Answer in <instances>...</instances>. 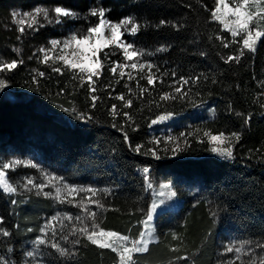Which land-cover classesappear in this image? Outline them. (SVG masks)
Listing matches in <instances>:
<instances>
[{
  "label": "trees",
  "instance_id": "1",
  "mask_svg": "<svg viewBox=\"0 0 264 264\" xmlns=\"http://www.w3.org/2000/svg\"><path fill=\"white\" fill-rule=\"evenodd\" d=\"M54 6H64L82 16L88 15L93 6H102L106 18L113 22L134 18L141 29L135 37L125 33L123 40L134 41L145 52H155L160 46L168 48L166 52L143 57L155 61L157 67L152 72L159 79L149 86L146 78H142L146 77L147 68L143 72L139 68H125V76L120 79L119 70L113 76L105 62L103 74L95 85L98 89L95 94L100 99L97 108L92 109L87 83L81 87L79 80H73V72L64 69L62 61L52 57L47 64L41 63L43 57L38 51L33 59L28 57L35 48L46 46L48 40L63 38L71 25L77 24L84 31L97 23L98 17L65 19L62 24L44 22V27L26 31L23 36L12 23L14 11ZM214 7L215 0H0V60H24L11 72L0 73V78L8 82V87L0 91V161L20 159L38 165L33 169L22 163L6 170L13 183H23L27 177L39 183L46 179L39 171L43 169L44 173L63 177L65 182L78 187L108 189V193L98 192L94 197L105 205L96 209L100 227L131 239L140 237L145 212L152 202L151 192L144 183L143 167L150 168L152 183L170 181L182 205L176 211L166 210L156 216L157 240L149 244L147 252L133 254L136 264H226L235 256V252L225 251L229 244L239 246L252 241L248 246L251 249L257 243H264V38L258 42L255 53L244 50L239 63H225L222 57L238 54L240 44L230 43L229 48H224L216 39L222 36L231 41L232 37L212 19ZM161 20L170 23L157 27ZM104 52L113 53L111 60L125 62L122 52L114 45L99 53L101 60ZM53 67H61L65 74L53 72ZM173 70L177 79L181 75L200 76L189 93L195 106L187 98L159 100L160 94L172 91L169 85ZM39 71L45 72V76H36ZM129 73L135 79L129 80ZM34 76L40 80L38 86L31 83ZM213 79L216 83H212ZM137 81L146 91H141ZM126 83L128 88L124 87ZM120 94L124 95V101L115 98ZM128 99L133 104L124 108ZM113 104L121 113L115 120L118 125L127 119L122 113L127 112L131 117L125 124L129 143L145 145L142 152L154 148L161 159L137 154L129 148L123 133L112 127L109 110ZM200 105L213 107L215 116L191 119L188 124L175 126L171 135L155 131L151 125V120L165 114V110L179 114L196 110ZM73 107L92 114L93 121L81 126V120L64 111ZM236 112L242 115L237 116ZM249 114L251 119L245 123ZM204 131L212 134L222 131L225 135L239 132L241 140L233 141L235 159L211 152L213 145L207 143ZM189 132L192 133L188 136L190 148L176 155L162 151L168 136ZM153 140L160 143H150ZM172 146L168 144L169 148ZM180 146L184 147L183 141ZM44 191L55 195L50 186ZM84 195L81 193L77 200ZM13 199L18 202L13 204ZM66 212L76 214L79 209L43 194L38 196L35 190L16 196L0 190V217L4 218L0 227L11 232L9 237L0 235V256L23 264L26 251L33 249V241L40 235V227L54 215ZM212 212L217 215L213 217ZM63 223V231L67 232L68 222ZM28 228L33 230L29 232ZM53 228L59 232L60 222ZM40 247L47 264H118L119 259L111 249H101L83 238L73 249L76 255L72 259L59 256L51 248ZM256 251L264 254V248ZM185 256L187 260L181 259ZM260 258L258 255L257 264ZM241 259L247 262L249 256L242 254ZM235 264H241L240 260Z\"/></svg>",
  "mask_w": 264,
  "mask_h": 264
},
{
  "label": "snow or ice",
  "instance_id": "2",
  "mask_svg": "<svg viewBox=\"0 0 264 264\" xmlns=\"http://www.w3.org/2000/svg\"><path fill=\"white\" fill-rule=\"evenodd\" d=\"M21 15L23 18L17 19V17H20ZM88 16L98 17V22L90 24L84 31L71 33L63 41L59 39H51L49 41L51 48L40 47L37 51L43 54L41 63L47 64L48 61L52 59L49 53L57 47H60V53L55 59L57 61H62L64 69L73 72V80H79L81 87L87 83V91L89 99L91 100L90 107L92 109L97 108V101L100 99V97L95 94L98 91L95 85L99 82L100 76L103 74L105 62L109 65L107 71L113 76H116L119 70L120 79H123L125 76V68H139L141 72L147 68L148 73L146 74V77L142 78H146L149 86L153 85L154 81L159 79L156 73L152 72V69L157 67L155 61L144 60L143 57L145 55L154 56L156 53L166 52L168 48L160 46L156 48L155 52H145L144 49L136 47L134 41L123 40L122 36H124L125 33L135 37L141 29V24L132 17L123 18L118 22H113L106 18V10L102 6H93L89 9V13L86 16H82L74 10L67 9L64 6H54L51 8L36 7L34 11H25L22 14L15 11L11 13L12 23L20 26L18 30L21 36L26 32V24L28 29L38 30L39 27L45 26L41 20L47 22V24H62L65 19H88ZM211 17L213 20L219 22V24L223 26L222 30L230 33L232 37L231 41H227L226 38L222 36L216 37L217 40L221 41L224 48H229L230 43L240 44L238 54L228 55L226 59L222 57L225 63H230L232 61L239 63L240 58L244 56V50L251 53L257 51V43L264 38V23H262L264 22V0H231V3L229 0H215V7L211 10ZM168 23L170 22L161 20L157 27ZM172 26L179 30V27L176 24H173ZM121 29L124 31L122 32ZM106 31L108 32L107 36L105 35ZM237 37H240L241 39L238 41ZM110 45H114L116 49H119L122 52L123 60L125 62L111 60L110 57L113 53L109 52H104L103 60H101L98 54L103 52L104 48ZM16 51L18 53V50ZM35 56L36 53L34 52L32 56L28 57V59L31 60ZM23 63V59L19 61L12 59L10 62L0 63V73H4L5 70L11 72L18 67V64ZM52 71L61 75L65 74L61 67H53ZM157 71H159L158 68ZM164 75L167 76L168 73L165 72ZM36 76L44 77L45 72L39 71L36 73ZM36 76L33 77L31 83L38 86L40 80L37 79ZM171 76L172 83L169 87L172 91L160 94L159 100L162 102H169L184 100L187 98L188 101L195 106V102L191 99L189 93L192 91L191 86L199 81L200 76L186 77L181 75L177 79V73L175 70L171 72ZM94 77L96 78L95 80L93 79ZM128 78L129 80L135 79L130 73L128 74ZM117 83H119V81H117ZM161 83H163L162 80ZM212 83H216L215 79L212 80ZM137 85L140 86L139 81H137ZM176 85H179V87ZM7 87V79L0 78V91ZM124 87L128 88V84L126 83ZM140 87L142 92L146 91L143 86ZM62 91L63 90H61V93ZM129 91H131V89H129ZM115 98L121 101L125 100L123 94H120ZM132 104V99H128L124 102L123 107L130 108ZM156 107L159 108L160 104L158 103ZM262 107H264V105H262ZM229 110H231V105H229ZM64 111L74 114L77 119L82 120L85 123H90L94 119L92 114L85 113L84 111H77L74 107L71 109L64 108ZM212 111L214 115L215 110L213 109ZM109 114L113 117L112 127L123 133L124 141L128 143V146L132 151L137 154H150L157 160L162 158L159 151L154 148H147L145 152H142L145 145L136 144L133 146L129 143L130 137L128 132L125 131V124L131 120L129 113H122L127 119L124 124L119 125L115 120L118 115H121V113L117 112V106L115 104L111 106ZM235 114L237 116L242 115L240 112H236ZM171 117L172 112L170 110H165L164 115H156L155 118L151 120V125L160 124L165 120L171 119ZM250 119L251 115L249 114L248 117L245 118V123ZM133 130L135 131L136 129L133 128ZM197 131H199V129ZM191 135L192 133L189 132L187 135L180 133L176 137L168 136L167 140L164 141L165 147L162 151L165 153L170 151L174 155L185 151L192 146L188 142V136ZM203 136L208 138L207 143L213 145L211 152L229 160L235 159L233 152L235 145L233 141L239 143L241 140L239 132L232 131L230 135H225L222 131L219 132V134H212L209 131H204ZM181 141H183L184 144L183 148L180 146ZM150 143L158 145L160 141L153 140L150 141ZM169 143H172L174 146L169 148ZM225 145L228 146L225 147ZM22 163H25L26 166H30L33 169L38 167L36 163L30 161L23 162L20 159H13L8 162L0 161V190H2L4 194L16 196L23 195L24 193H32L33 190H35V194L38 196L43 194L45 197L53 198L60 204L67 203L72 207L79 209V212L76 214L70 212L57 214L51 217V220L45 221L40 227V235L33 241V249L26 251L23 264H33V261H37V264H47L40 246L51 248L55 250V253H58L59 256L72 259L76 255L73 249L76 245L80 244L81 238L86 239L90 244L101 249H111V251L116 252L119 258L118 264H136L133 254L147 252L148 245L153 239L152 221L154 215L158 214V209L161 205H164L167 200L177 196V191L174 190L172 184L160 183L158 189L154 188L150 179V168L148 166L143 167L144 183L147 189L157 192L159 199L152 200L151 207L145 212L146 218L142 221L145 231L140 232L139 239L130 240L128 235H120L116 231H106L100 227L98 212L96 209H103L105 205L100 199H94V197L97 196L98 192L108 193V189L101 190L92 186L78 187L65 182L63 177L44 173L43 169H39V171L46 177V179L39 183L31 177H27L23 183H13L6 170L14 169L17 165ZM48 181H52L53 183L49 185ZM49 186L54 189L55 195H53V192L44 191V189ZM81 193H84L85 195L77 200V196H80ZM85 201H87V203H85ZM11 202L15 204L18 201L13 199ZM93 205L94 207H92ZM216 215V212H212L213 217ZM65 220L69 225L67 232L63 231L65 228L63 222ZM52 221L60 222L59 232L52 227ZM3 223L4 218L0 217V224ZM27 230L31 232L33 229L28 228ZM0 235L9 237L11 232L6 228L0 227ZM70 237H75V239L70 240ZM252 243V241H244L239 246L232 244L226 246L225 251L227 253L235 252V256L228 260L226 264H235L236 260H240L241 264H257L258 255H261L259 264H264V254H258L256 251V248H264V243H257L255 248L249 249L248 246ZM68 245H71V247H68ZM173 251H176V249H173ZM8 252L11 253L12 249H8ZM242 254H247L249 256L247 262L241 259ZM181 259L187 260L188 257H181ZM0 264H15V262L6 256H0Z\"/></svg>",
  "mask_w": 264,
  "mask_h": 264
},
{
  "label": "rangeland",
  "instance_id": "3",
  "mask_svg": "<svg viewBox=\"0 0 264 264\" xmlns=\"http://www.w3.org/2000/svg\"><path fill=\"white\" fill-rule=\"evenodd\" d=\"M229 2L231 3V0H229ZM25 11H34L33 10H17L16 12H19V13H23ZM23 18L22 15L20 17H17V19H21ZM42 23H44L45 21H42ZM264 23V22H262ZM19 25L16 24V27L17 29H19ZM130 27V26H129ZM25 29L26 31H35L34 29H28L27 28V24L25 25ZM122 32L124 31L123 29H121ZM80 28H79V25L77 24H73L71 25V27L68 29L66 35L63 37V38H58L59 40L63 41L65 38H67L71 33L73 32H80ZM105 35L107 36L108 35V32L106 31L105 32ZM52 39H55V38H52ZM122 39H123V36H122ZM51 40V39H50ZM48 40V43L46 46H42V47H45V48H51V45L49 43ZM258 44V43H257ZM111 46V45H110ZM40 48V47H39ZM106 48V47H105ZM104 48V49H105ZM37 49L38 48H35L34 49V52H37ZM60 53V47H57L55 50L51 51L49 53V55L53 58H56V56ZM43 57V54L40 53ZM99 55V54H98ZM0 63H7V61L5 59L3 60H0ZM127 63H131V62H127ZM138 69V68H137ZM131 70H135V69H131ZM214 108H210L208 107L207 105H200L198 107H196V110H193L191 112H184V113H179V114H173L172 113V117L171 119H168V120H165L164 122L160 123V124H156V125H152L154 127V130L155 131H163V132H167L169 135L173 134V128L175 126H181V125H185V124H188L189 120L191 119H196V118H199V117H207V118H213L215 116V114L213 115V110ZM164 115V114H163ZM226 147V146H225ZM49 185H51L53 182L52 181H48ZM160 183H169V184H172L170 181H160L158 184H154L153 183V187L158 189L159 187V184ZM51 187V186H50ZM52 188V187H51ZM151 192V195H152V200H158L159 197H158V194L157 192H153L152 190H150ZM182 205V199L177 195L175 198H172L170 200H167L165 202L164 205H161V207L158 209V214L162 211H166V210H170V211H176L178 210ZM151 207V205H150ZM157 214V215H158ZM157 215H154V219L152 221V233H153V239L151 242H154L157 240V235H156V229H155V218ZM51 220V219H50ZM49 221V220H48ZM57 221H52V227L55 226V223ZM106 231H115V230H109V229H104ZM143 231H145L144 229V226H143ZM117 232V231H116ZM120 235H125L123 233H120L118 232ZM140 238V237H139ZM138 238V239H139ZM131 240V238H130ZM150 242V243H151ZM149 243V244H150ZM149 246V245H148ZM35 264H36V261H34Z\"/></svg>",
  "mask_w": 264,
  "mask_h": 264
},
{
  "label": "water",
  "instance_id": "4",
  "mask_svg": "<svg viewBox=\"0 0 264 264\" xmlns=\"http://www.w3.org/2000/svg\"><path fill=\"white\" fill-rule=\"evenodd\" d=\"M80 125H81V126H88L89 123H85L84 121L81 120V121H80Z\"/></svg>",
  "mask_w": 264,
  "mask_h": 264
}]
</instances>
